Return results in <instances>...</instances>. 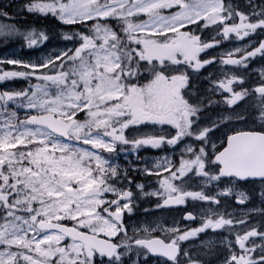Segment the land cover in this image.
Returning <instances> with one entry per match:
<instances>
[{"label":"snow or ice","instance_id":"1","mask_svg":"<svg viewBox=\"0 0 264 264\" xmlns=\"http://www.w3.org/2000/svg\"><path fill=\"white\" fill-rule=\"evenodd\" d=\"M16 44L0 264H264V0H8Z\"/></svg>","mask_w":264,"mask_h":264},{"label":"trees","instance_id":"2","mask_svg":"<svg viewBox=\"0 0 264 264\" xmlns=\"http://www.w3.org/2000/svg\"><path fill=\"white\" fill-rule=\"evenodd\" d=\"M7 2H8V0H0V4L7 3ZM12 2L13 3H16V0H12ZM20 20H21V24H23L24 23V17H21ZM27 22L29 24L32 23L31 20H28ZM48 26L54 28L55 27V23L49 24ZM16 47L17 48H20V49L17 52L13 53L12 55H16L17 57H23V58H26L27 59V58H31L34 55L35 56L40 55L39 52L33 53L30 50L22 49L19 44H16L15 47H9V48H4L2 45H0V53L1 52H4V51H7L9 49H12V48H16ZM14 86L19 87L20 85L19 84H16Z\"/></svg>","mask_w":264,"mask_h":264},{"label":"flooded vegetation","instance_id":"3","mask_svg":"<svg viewBox=\"0 0 264 264\" xmlns=\"http://www.w3.org/2000/svg\"><path fill=\"white\" fill-rule=\"evenodd\" d=\"M226 47H227V45H226ZM217 51H219V50H217ZM261 66V61L259 60V59H257L253 64H252V67L253 68H258V67H260ZM158 215H164V213L163 212H159V213H157ZM205 237L203 236V235H201V237H200V239H204ZM199 241H197V243H198Z\"/></svg>","mask_w":264,"mask_h":264},{"label":"rangeland","instance_id":"4","mask_svg":"<svg viewBox=\"0 0 264 264\" xmlns=\"http://www.w3.org/2000/svg\"><path fill=\"white\" fill-rule=\"evenodd\" d=\"M20 48H13V49H10V50H8V51H6V52H4L3 54H1L0 56H3V55H5V54H12V53H14V52H17L18 50H19Z\"/></svg>","mask_w":264,"mask_h":264},{"label":"bare ground","instance_id":"5","mask_svg":"<svg viewBox=\"0 0 264 264\" xmlns=\"http://www.w3.org/2000/svg\"><path fill=\"white\" fill-rule=\"evenodd\" d=\"M145 206V205H144ZM145 207H150V205H148V206H145Z\"/></svg>","mask_w":264,"mask_h":264}]
</instances>
